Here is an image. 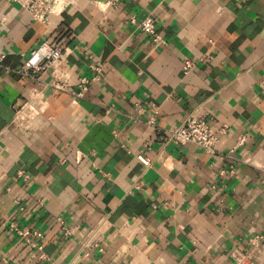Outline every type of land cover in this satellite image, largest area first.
I'll return each instance as SVG.
<instances>
[{"label": "crops", "instance_id": "crops-1", "mask_svg": "<svg viewBox=\"0 0 264 264\" xmlns=\"http://www.w3.org/2000/svg\"><path fill=\"white\" fill-rule=\"evenodd\" d=\"M108 1L67 0L44 25L0 0V264H264V0ZM46 39L59 67L17 73ZM83 78L82 98L54 87ZM193 113L228 126L216 155L161 138Z\"/></svg>", "mask_w": 264, "mask_h": 264}, {"label": "built area", "instance_id": "built-area-1", "mask_svg": "<svg viewBox=\"0 0 264 264\" xmlns=\"http://www.w3.org/2000/svg\"><path fill=\"white\" fill-rule=\"evenodd\" d=\"M13 4L18 5L21 9L29 12L36 22L47 25L49 23V17L52 15H60L67 6V0H10ZM117 0H110L108 3H115ZM131 23L137 30L147 35L156 46H166L167 42L165 38L158 32L155 20L153 17L148 16L144 19H137L135 16L131 17ZM66 48L61 46L52 45L48 39L44 40L41 45L32 50L28 55L24 56L23 64L16 72L21 76L33 78L38 80L36 74L41 70L54 67L57 69L60 63L66 57ZM6 54L0 53V69L4 68V62L6 60ZM187 68H192V63L187 62ZM9 69V68H8ZM93 70L97 73L94 79L99 78L101 72L100 67H93ZM92 80L89 78L81 79L77 89H71L64 83L56 82L54 87L61 91L69 92L75 97L82 98L88 91ZM37 91V90H36ZM35 91V92H36ZM138 111H143L140 106H137ZM153 117L150 120L152 124L155 122L156 115L158 114V106L152 105ZM228 126L224 125L218 130H214L209 122L197 116L196 114L189 115L185 122L180 126L172 130L159 131L161 138H164L167 143L174 145L192 144L201 149L206 155H216L218 153L217 146L221 142L222 138L228 134ZM245 141L244 137L239 138L234 148L230 150V153H234L237 148ZM148 144L145 148H148ZM138 159L145 165L149 166V159L142 153L138 155ZM23 172H20V175ZM61 231L69 236L72 234V230L65 226L64 222L60 219ZM10 228L17 233L27 247L37 249L40 252L43 251V239L44 235L41 231H30L28 229H20L14 222H10ZM95 229L92 230V233ZM89 239V237H88ZM86 238V244L89 240ZM264 242V234L257 235L252 240V245L257 248L260 243ZM98 244V243H96ZM40 258H44L41 254ZM238 264H254L248 256H243L237 259Z\"/></svg>", "mask_w": 264, "mask_h": 264}]
</instances>
